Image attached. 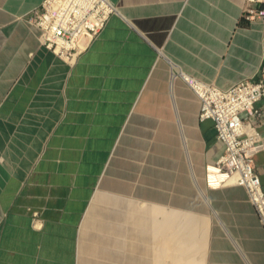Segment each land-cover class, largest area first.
Listing matches in <instances>:
<instances>
[{
	"label": "crops",
	"instance_id": "0c3cea01",
	"mask_svg": "<svg viewBox=\"0 0 264 264\" xmlns=\"http://www.w3.org/2000/svg\"><path fill=\"white\" fill-rule=\"evenodd\" d=\"M43 1L0 0V264H264L246 188L206 183L224 146L187 81L259 78L248 0H112L71 63L28 22Z\"/></svg>",
	"mask_w": 264,
	"mask_h": 264
},
{
	"label": "built area",
	"instance_id": "2783aa9c",
	"mask_svg": "<svg viewBox=\"0 0 264 264\" xmlns=\"http://www.w3.org/2000/svg\"><path fill=\"white\" fill-rule=\"evenodd\" d=\"M115 10L112 0H44L28 22L38 29L41 44L71 63L99 36ZM243 13L249 20L264 21V0H248ZM258 76L226 88L197 78L187 81L200 98V119L214 121L224 146L219 158L206 165L207 185H243L264 227V190L254 164L255 154L264 150V132L258 128L263 113L255 106L264 96V66Z\"/></svg>",
	"mask_w": 264,
	"mask_h": 264
},
{
	"label": "bare ground",
	"instance_id": "6f19581e",
	"mask_svg": "<svg viewBox=\"0 0 264 264\" xmlns=\"http://www.w3.org/2000/svg\"><path fill=\"white\" fill-rule=\"evenodd\" d=\"M228 184H232L233 182H227ZM226 184V183H225Z\"/></svg>",
	"mask_w": 264,
	"mask_h": 264
},
{
	"label": "rangeland",
	"instance_id": "374dc122",
	"mask_svg": "<svg viewBox=\"0 0 264 264\" xmlns=\"http://www.w3.org/2000/svg\"><path fill=\"white\" fill-rule=\"evenodd\" d=\"M248 199H249V197H248ZM250 200V199H249ZM251 202V201H250Z\"/></svg>",
	"mask_w": 264,
	"mask_h": 264
}]
</instances>
